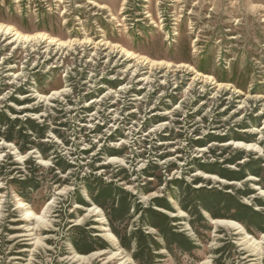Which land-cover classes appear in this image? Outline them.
Wrapping results in <instances>:
<instances>
[{
	"label": "rangeland",
	"instance_id": "rangeland-1",
	"mask_svg": "<svg viewBox=\"0 0 264 264\" xmlns=\"http://www.w3.org/2000/svg\"><path fill=\"white\" fill-rule=\"evenodd\" d=\"M0 115V264H264V0H0Z\"/></svg>",
	"mask_w": 264,
	"mask_h": 264
},
{
	"label": "trees",
	"instance_id": "trees-1",
	"mask_svg": "<svg viewBox=\"0 0 264 264\" xmlns=\"http://www.w3.org/2000/svg\"><path fill=\"white\" fill-rule=\"evenodd\" d=\"M3 115H0V122H3V119L1 118ZM27 124L32 128V130H35L36 128H38V127H36L35 125H33L34 124V122H32V121H28L27 122ZM258 172H254L253 174H256V175H258L257 174ZM221 176H223V177H228V176H226V175H224V174H221ZM229 178V177H228ZM124 203V200H122V204ZM128 210H129V208L126 206V205H122L121 206V208L120 209H115V210H113V217H114V219H120V218H122L124 215H126V213L128 212ZM150 218H151V221H149V223L152 225V226H154V227H156V228H158V229H160V230H162L163 231V233H165L166 231V229H165V226H166V223H165V221L168 219V218H166L164 215H162V214H160V213H157V212H151V215H150ZM167 236H169V234L167 235ZM173 236H177V235H173ZM172 236V237H173ZM171 237V238H172ZM143 238H144V236L143 235H141V236H138L137 237V240L139 241V243L141 244L142 243V241H143ZM168 238V237H167ZM174 241L175 242H177L176 241V239L174 238ZM180 244H181V248L182 249H185L186 248V242H185V240H181V242L180 241H178Z\"/></svg>",
	"mask_w": 264,
	"mask_h": 264
}]
</instances>
